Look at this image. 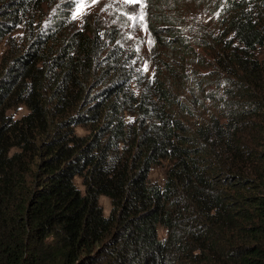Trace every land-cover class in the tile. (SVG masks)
<instances>
[{
  "label": "trees",
  "instance_id": "16d2710c",
  "mask_svg": "<svg viewBox=\"0 0 264 264\" xmlns=\"http://www.w3.org/2000/svg\"><path fill=\"white\" fill-rule=\"evenodd\" d=\"M198 3L0 0V264H264V0Z\"/></svg>",
  "mask_w": 264,
  "mask_h": 264
},
{
  "label": "rangeland",
  "instance_id": "374dc122",
  "mask_svg": "<svg viewBox=\"0 0 264 264\" xmlns=\"http://www.w3.org/2000/svg\"><path fill=\"white\" fill-rule=\"evenodd\" d=\"M73 4L76 5V8L73 11V15L76 19L82 21L85 17H88L90 15L97 16L103 11L110 10V7H113L117 4L118 1H123L125 4H128L130 6H134L139 2V0H69ZM68 2V0H54V6L53 8L57 6H61V4ZM220 0H199V3L196 5H190L187 9H185V14L188 15V19L195 18L196 16L199 18V22L205 21V22H213L217 18V13H214L213 4L215 3L216 6L217 3H219ZM54 10V9H53ZM52 10V11H53ZM90 16V18L92 17ZM189 21V20H188ZM130 25L135 26L142 29V34L144 36V43H145V49L146 53L151 52L153 49V38L150 36L149 32L146 29V26L142 22H137L134 19H130ZM2 52V48L0 49V55ZM146 62H145V69L152 73V55L146 54ZM27 109L25 107H21L20 111L16 112L15 116L17 118H21L22 116L26 115ZM80 133H84L83 130H79ZM169 161H164L161 165H158L153 168L150 174V178L153 182H157L161 185L164 184L165 178H166V171L169 166ZM80 187L81 181H77ZM101 204L104 207L105 214L107 215L110 211L111 205L110 201L106 198L101 199ZM159 236L161 239H164L166 237V231L163 228L159 229Z\"/></svg>",
  "mask_w": 264,
  "mask_h": 264
},
{
  "label": "clouds",
  "instance_id": "9594fccd",
  "mask_svg": "<svg viewBox=\"0 0 264 264\" xmlns=\"http://www.w3.org/2000/svg\"><path fill=\"white\" fill-rule=\"evenodd\" d=\"M160 228H162V227H160ZM160 228H159V229H160ZM163 229H164V228H163ZM164 230H165V229H164ZM165 231H166V230H165ZM159 237H160V236H159Z\"/></svg>",
  "mask_w": 264,
  "mask_h": 264
}]
</instances>
